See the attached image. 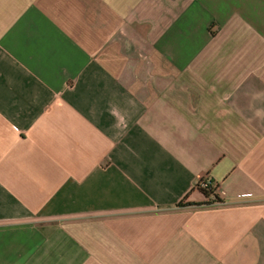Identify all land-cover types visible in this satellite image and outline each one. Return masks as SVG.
<instances>
[{
	"label": "crops",
	"instance_id": "crops-1",
	"mask_svg": "<svg viewBox=\"0 0 264 264\" xmlns=\"http://www.w3.org/2000/svg\"><path fill=\"white\" fill-rule=\"evenodd\" d=\"M0 264H264V0H0Z\"/></svg>",
	"mask_w": 264,
	"mask_h": 264
},
{
	"label": "trees",
	"instance_id": "trees-1",
	"mask_svg": "<svg viewBox=\"0 0 264 264\" xmlns=\"http://www.w3.org/2000/svg\"><path fill=\"white\" fill-rule=\"evenodd\" d=\"M195 189L203 194L206 201L203 204H192L187 202L186 198V201L180 203L181 206H202L222 203V200L218 195L219 185L215 181L207 178L202 180Z\"/></svg>",
	"mask_w": 264,
	"mask_h": 264
},
{
	"label": "built area",
	"instance_id": "built-area-1",
	"mask_svg": "<svg viewBox=\"0 0 264 264\" xmlns=\"http://www.w3.org/2000/svg\"><path fill=\"white\" fill-rule=\"evenodd\" d=\"M200 182H201V181H200ZM200 182H198V183L195 185V187L198 186V184H199ZM218 195H219V191H218ZM219 197H220V196H219ZM232 197H234V196H232Z\"/></svg>",
	"mask_w": 264,
	"mask_h": 264
}]
</instances>
